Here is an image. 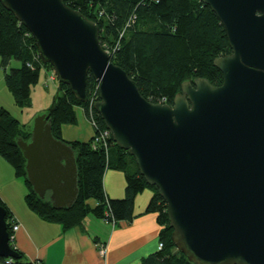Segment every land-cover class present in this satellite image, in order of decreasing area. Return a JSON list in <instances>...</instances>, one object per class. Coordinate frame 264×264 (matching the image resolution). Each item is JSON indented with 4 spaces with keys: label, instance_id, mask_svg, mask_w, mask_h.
Returning <instances> with one entry per match:
<instances>
[{
    "label": "water",
    "instance_id": "obj_1",
    "mask_svg": "<svg viewBox=\"0 0 264 264\" xmlns=\"http://www.w3.org/2000/svg\"><path fill=\"white\" fill-rule=\"evenodd\" d=\"M226 32L230 54L214 58L223 75L183 81L172 105L146 100L111 62L99 26L63 0H0L29 32L56 81L87 103L86 78L98 80L93 109L112 141L166 206L175 249L195 264H264V0H197ZM50 115L34 118L16 140L26 180L52 206L78 196L76 157L51 134ZM0 206V257L17 261Z\"/></svg>",
    "mask_w": 264,
    "mask_h": 264
},
{
    "label": "trees",
    "instance_id": "obj_2",
    "mask_svg": "<svg viewBox=\"0 0 264 264\" xmlns=\"http://www.w3.org/2000/svg\"><path fill=\"white\" fill-rule=\"evenodd\" d=\"M66 6L79 11L99 26L102 48L115 44L122 33L119 49L110 55L111 62L121 67L133 79L141 95L148 101L158 103L162 97L172 105L173 97L181 91L183 81L206 78L213 86L222 84L223 75L213 64L214 58L230 54L226 32L209 7L197 0H63ZM103 11V17L99 12ZM134 17V19H133ZM13 14L0 3V63L4 71V84L13 97L14 105L23 109L29 106L31 88L38 84L40 71L46 76L52 71L49 64L35 59L33 38ZM10 60L20 63L19 68H10ZM87 103H81L72 95L67 85L58 82L56 96L45 113L50 115L51 134L73 149L76 157L79 189L76 202L70 208L55 209L49 201V192L41 199L32 191L26 180L25 163L16 140L30 139V131H23L19 121L7 109L0 107V158L14 170V177L22 180L27 188L24 202L28 209L45 222L71 229L81 225L87 216L107 221H132L135 196L150 189L153 194L145 213L156 215L161 230L158 234L162 249L148 255L143 264H195L181 251L175 249L171 238L166 206L157 193V188L147 185L139 175L134 158L114 144L93 149L89 141H64L61 131L66 125L78 123L77 109L82 119L94 121L96 131L105 130V124L89 106L91 90L97 85L91 75L86 78ZM82 109V112H81ZM96 130V131H95ZM114 169L125 176L123 199H109L103 188V174ZM6 211V223L10 235V213ZM109 211L110 217H106ZM12 245V244H11ZM13 246V245H12ZM15 249V247L13 246ZM17 251V250H16ZM20 258L12 264H40ZM4 260L0 257V263Z\"/></svg>",
    "mask_w": 264,
    "mask_h": 264
},
{
    "label": "crops",
    "instance_id": "obj_3",
    "mask_svg": "<svg viewBox=\"0 0 264 264\" xmlns=\"http://www.w3.org/2000/svg\"><path fill=\"white\" fill-rule=\"evenodd\" d=\"M37 93L36 87L30 92L31 96ZM1 101L11 104L8 96H1ZM1 106L9 110L3 103ZM48 106L41 104L37 114L45 113ZM66 133L69 134L66 138L68 141L86 142L93 136L90 125L84 119L76 126L64 127L62 129L64 139ZM103 177L106 197L112 200L123 199L125 194L123 173L111 169L106 170ZM27 192L24 182L14 177V170L0 158V200L6 204L10 219L21 225L13 234L11 244L25 257L26 262L143 264L148 255L158 252V234L161 227L155 214L145 213L150 192L143 191L135 196L132 221H116L112 225L110 221L87 216L81 225L67 230L61 225L45 222L31 212L24 202ZM100 245L104 247V254L99 252Z\"/></svg>",
    "mask_w": 264,
    "mask_h": 264
},
{
    "label": "rangeland",
    "instance_id": "obj_4",
    "mask_svg": "<svg viewBox=\"0 0 264 264\" xmlns=\"http://www.w3.org/2000/svg\"><path fill=\"white\" fill-rule=\"evenodd\" d=\"M122 37L118 36L115 44L110 45V47L112 49H116L117 47H119V43H120V40L122 39ZM19 67H20V63L19 62L15 61V60H10V64H9V67L7 68V71L10 70V68H19ZM49 73L50 72H48V74ZM4 75L5 74H4L3 68H2L1 63H0V102L3 103L4 105H6L9 108L8 112L10 113L11 116H14L19 121L20 126L23 127L22 128L23 131L31 130V128L33 127L32 124H33L34 118L36 116H38V115L44 114V113L37 114L38 107L41 106V104L49 105L48 108L51 107V105H52L51 103L53 102V100H54V98L56 96L58 82L57 81L49 82L48 79H47L46 73L42 69L40 71L39 81L37 82L38 84L33 85L32 88H31V91H32L33 88L36 87L38 93L36 95L33 94L30 97L29 106L24 107L23 109H21V108L15 106L13 104V102H12L13 101V97L9 93V91L7 90L6 85L4 84ZM91 91L93 92V90H91ZM93 94H95V91L93 92ZM1 96H8L9 101L11 102V104L9 103V105H8L6 102L1 101ZM3 99H4V97H2V100ZM48 108H46V109H48ZM81 112H82V109H81ZM77 113H79L78 114V123L77 124H80L81 121H82V114L80 113V111L78 109H77ZM87 124H89V122H87ZM89 125H90L91 129L93 130L91 124H89ZM66 126H71V125H66ZM61 136H62V131H61ZM64 136H65V139L63 138V140L65 141V140H67L66 138L69 137V134L66 133ZM123 176H124V173H123ZM125 182H126V180H125ZM6 189H8V187H6ZM145 193H149L150 194V198H149V200L147 202V204H148L150 199L152 198L153 192L150 189L146 188L145 189ZM147 204H146V206H147Z\"/></svg>",
    "mask_w": 264,
    "mask_h": 264
},
{
    "label": "built area",
    "instance_id": "obj_5",
    "mask_svg": "<svg viewBox=\"0 0 264 264\" xmlns=\"http://www.w3.org/2000/svg\"><path fill=\"white\" fill-rule=\"evenodd\" d=\"M103 14H104L103 11L99 12L100 17H103L102 16ZM133 19H134V17H133ZM26 35L29 37L31 36L30 34H26ZM119 36L122 37V33H120ZM105 48H106L105 51H107L109 57H110V55L115 54L117 52V50L119 49V47H117L116 49H112L111 47H108V46H106ZM34 58L40 60L38 52L34 55ZM47 79L49 82H54L56 80V76H55L54 71H51L48 74ZM99 85H100V83L98 82L97 85L93 88V92L95 91V94H93V92H91V97L89 98V102H90L89 106L92 109H93V103L98 100ZM165 102H166V99L164 97H162V100L158 103L162 104ZM89 124H91L93 129L97 128V124L94 121H90ZM96 132H97V134H94L92 137V142H91L92 148L93 149L103 148L106 151L108 149V147L110 146L109 141H110V138H112V135L109 133V131L106 128H105V130L103 129V130H99V132L98 131H96ZM108 215H109V211H107L106 217H110ZM110 222L112 223V225H114L116 221L112 220ZM10 224H11L10 238L12 240L14 238L13 234L17 232V230L20 228L21 225L18 222H15L14 219H10ZM162 247H163L162 243L159 242L158 243V250L162 249ZM98 248H99V252H101V254H104L103 245H100ZM13 262L14 261L12 259L8 258V259H4V262L0 263V264H12Z\"/></svg>",
    "mask_w": 264,
    "mask_h": 264
},
{
    "label": "bare ground",
    "instance_id": "obj_6",
    "mask_svg": "<svg viewBox=\"0 0 264 264\" xmlns=\"http://www.w3.org/2000/svg\"><path fill=\"white\" fill-rule=\"evenodd\" d=\"M95 87V86H94ZM12 241V240H11Z\"/></svg>",
    "mask_w": 264,
    "mask_h": 264
}]
</instances>
